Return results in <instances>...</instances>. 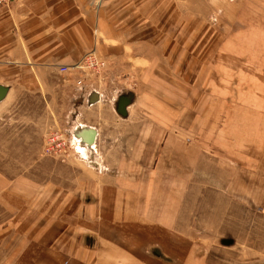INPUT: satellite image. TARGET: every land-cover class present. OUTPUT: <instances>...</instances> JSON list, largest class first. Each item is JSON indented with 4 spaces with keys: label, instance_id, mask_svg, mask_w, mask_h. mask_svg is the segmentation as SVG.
I'll return each instance as SVG.
<instances>
[{
    "label": "rangeland",
    "instance_id": "374dc122",
    "mask_svg": "<svg viewBox=\"0 0 264 264\" xmlns=\"http://www.w3.org/2000/svg\"><path fill=\"white\" fill-rule=\"evenodd\" d=\"M225 3L245 5L246 16L227 26H216L213 16L205 33L227 34L218 48L229 60L201 50L197 67L185 59L181 70L243 67L241 60L264 65V50L243 45L264 41V13L252 10L264 9V0ZM200 47L207 50L205 42ZM88 55L104 65L89 67ZM123 66L89 52L69 67L42 70L37 81L30 69L6 71L0 59V87L7 92L0 101V264H264V182L239 184L241 192L231 185L233 172L246 170L231 167L225 121L212 123V131L203 112L200 117L209 108L208 99L198 108L208 76H173L166 67L149 79L143 65ZM231 133L241 139L244 131ZM238 146L244 153L250 144ZM110 188L117 191L109 193L112 207L127 205L121 242L112 235L103 244L108 254H100L89 250L94 238L89 244L82 233L76 246L89 255L56 254L57 239L48 242L47 231L57 222L56 205L70 196L97 204Z\"/></svg>",
    "mask_w": 264,
    "mask_h": 264
},
{
    "label": "crops",
    "instance_id": "0c3cea01",
    "mask_svg": "<svg viewBox=\"0 0 264 264\" xmlns=\"http://www.w3.org/2000/svg\"><path fill=\"white\" fill-rule=\"evenodd\" d=\"M235 5L227 7L225 0H20L10 7L0 8V59L10 67L6 71L30 69L37 81L43 76L42 70L69 67L89 52L110 58L118 67L128 65L130 69L133 64H141L142 71L147 69L143 76L149 79L157 69L162 68L165 72L163 69L166 67L170 68V75L173 76L176 72L180 76L189 74L199 77L206 74L208 77L204 84H207L208 94L205 98L200 92L198 108L207 105L208 99L209 112L203 108L199 111L200 117L203 112V122L208 121L212 131L220 121H225L224 126L220 125L226 129L228 160L231 167L246 170L245 175H238L237 169L230 181L232 186L237 184L236 190L241 192L239 184L264 182V65L256 66L251 61L245 63L241 60L238 65L245 64L243 67L186 71L181 70L180 65V61L186 59L190 60V67L196 68L201 50L213 59L217 58L214 56L230 57L218 48L227 34L205 32L213 16L216 26H227V20L242 18L243 12L246 16L245 5ZM252 10L264 13V9L253 7ZM245 20L253 21L249 18ZM203 27L205 30H202ZM245 35L252 39L253 34L246 32ZM199 42H205L207 50L198 48ZM243 45L248 46V52L256 54L257 50H264L262 40H243ZM150 62L163 63L162 67L160 64L150 67ZM154 67L156 70H153ZM196 107L194 105L193 108ZM214 122L215 126L212 125ZM233 127L244 131L240 133L241 139H236L232 133L230 135ZM241 140L244 145L250 144L243 149L244 153L236 150ZM212 153L216 150L212 149ZM249 162H253L251 166ZM250 167L255 171L251 172ZM111 189L105 191L107 195L99 197L97 204L84 203L78 201L77 196L75 199L70 196L61 205H56L54 213L57 214V222L49 230L47 228L48 242L57 239L56 254L64 250L70 258L77 257L80 251L89 255L87 247L81 246L80 249L76 246L80 241L79 235H84L82 233L89 235L85 239L89 244L94 238L95 245H91L89 250H97L100 254H108V247L103 244L113 238L112 235L117 245L121 242L119 230L123 232L122 227H128L127 205L123 206V210L121 205L118 209L112 207L109 193L117 191ZM123 194V201L127 203L126 193ZM54 226L57 227L54 229ZM123 241L129 252V237L126 236ZM57 256L60 262L66 259L59 254Z\"/></svg>",
    "mask_w": 264,
    "mask_h": 264
},
{
    "label": "built area",
    "instance_id": "2783aa9c",
    "mask_svg": "<svg viewBox=\"0 0 264 264\" xmlns=\"http://www.w3.org/2000/svg\"><path fill=\"white\" fill-rule=\"evenodd\" d=\"M19 1L20 0H0V7H4V6L8 7L11 5V3L19 2ZM86 59H87L88 66L93 68V69H95V67L97 69V68L104 65V62H102L101 60L97 61V59H95L93 55H88ZM77 68H80V67L77 66ZM61 71L64 72L65 69H62Z\"/></svg>",
    "mask_w": 264,
    "mask_h": 264
},
{
    "label": "water",
    "instance_id": "95a60500",
    "mask_svg": "<svg viewBox=\"0 0 264 264\" xmlns=\"http://www.w3.org/2000/svg\"><path fill=\"white\" fill-rule=\"evenodd\" d=\"M6 93L7 92L5 91V89H3L2 87H0V101H2L6 97Z\"/></svg>",
    "mask_w": 264,
    "mask_h": 264
},
{
    "label": "bare ground",
    "instance_id": "6f19581e",
    "mask_svg": "<svg viewBox=\"0 0 264 264\" xmlns=\"http://www.w3.org/2000/svg\"><path fill=\"white\" fill-rule=\"evenodd\" d=\"M87 142V141H86ZM87 144H89V143H87Z\"/></svg>",
    "mask_w": 264,
    "mask_h": 264
}]
</instances>
